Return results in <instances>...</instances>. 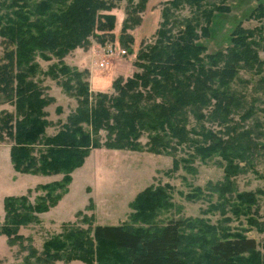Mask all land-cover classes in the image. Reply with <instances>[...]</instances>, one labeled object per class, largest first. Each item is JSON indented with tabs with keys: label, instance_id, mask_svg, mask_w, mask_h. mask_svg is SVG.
Returning a JSON list of instances; mask_svg holds the SVG:
<instances>
[{
	"label": "trees",
	"instance_id": "1",
	"mask_svg": "<svg viewBox=\"0 0 264 264\" xmlns=\"http://www.w3.org/2000/svg\"><path fill=\"white\" fill-rule=\"evenodd\" d=\"M126 1L127 17L121 33L140 24V17L134 14L144 11L147 0ZM113 7L108 0L0 2V104L13 107L12 111L0 110V142H11L10 160L16 172L63 176L59 181L38 185L35 189L43 194L33 203L25 195L3 199L0 234L9 246L19 243L30 255L35 249L23 244L18 229L37 222L38 214L57 204L68 191L72 171L94 148L103 145L137 150L143 147L140 139L146 135L145 147L153 153H175L186 146L192 151L190 157L214 154L229 164L239 157L238 152L249 147L264 153V144L259 142L262 132L255 133V129L240 124L252 118L254 110L246 107L245 93L234 87L239 72L245 71L259 76L255 90L264 91V60L259 56L264 51V3H258L249 15L258 26L250 29L239 23L225 50L208 53L197 41L208 36L215 12L229 10L225 0L166 1L154 41L140 47L136 54L133 65L138 70L126 79H115L111 94L91 93L87 72L63 63L42 72L37 57L60 60L78 46L88 47L90 37L100 46L111 42L105 36L113 35L115 15L109 12ZM186 8L191 10L190 15L180 16ZM95 29L110 34H94ZM118 41L126 50L134 40L128 35ZM39 74L52 80L63 77L61 89L77 101L74 111L52 135H46L52 125L46 109L54 98L46 94L37 79ZM56 112H61L59 107ZM38 145L42 148L36 156L34 148ZM177 163L173 162V168L177 169ZM140 194L129 204L136 212ZM180 226L181 221L173 220L146 229L125 224L96 225L80 227L73 233L72 228L63 243L54 244L56 251L47 250L43 258L35 259L40 264L70 260L93 264L91 233L96 242L110 246L106 250L109 257L103 256L98 264H184L183 257L187 263L189 256L186 250L181 251ZM75 245L79 254L72 256L70 250ZM61 249L66 251L64 255ZM255 249L253 238L216 239L209 243L207 263L233 264ZM29 262L24 259L25 264Z\"/></svg>",
	"mask_w": 264,
	"mask_h": 264
},
{
	"label": "rangeland",
	"instance_id": "2",
	"mask_svg": "<svg viewBox=\"0 0 264 264\" xmlns=\"http://www.w3.org/2000/svg\"><path fill=\"white\" fill-rule=\"evenodd\" d=\"M108 1L114 3L109 12L115 15V25L111 31L113 35H107L105 38L111 40L115 47L125 49L118 38L123 36L126 39V36H131L134 41L126 48V54L106 58L107 65L99 67L87 57V54H91V48L98 44L94 37H90L87 38L90 40L88 47L78 46L60 60L55 57H50V60L37 57L36 62L42 72H47L52 65L58 66V63H63L69 68L87 72L86 80L91 93L111 94L114 93L111 85L115 79L119 77L126 79L138 70L133 65L136 54L140 47L154 41L162 6L168 0H147L144 11L135 12L134 15L141 19L139 25L143 21L146 22L142 35L136 33L139 25L121 33L122 22L127 17L128 3L126 0ZM260 2L264 3V0H225L229 10L214 13L209 24L208 36L200 37L197 43L204 46L208 53L225 50L230 45L231 33L239 23L250 29L259 25L257 21L249 19V15ZM190 11L186 8L180 11L179 15L189 16ZM108 32L94 30V34H110ZM259 56L264 60V51H260ZM93 72L95 78L91 80ZM258 78L259 76L253 73L240 71L234 87L245 93L246 107L252 106L254 110L253 117L240 122L241 126L255 129V133L262 132L259 142L264 144V91L255 90ZM37 79L42 81L43 87L47 90L46 94L54 98V102L46 109L48 120L52 122L46 130V135H52L74 111L77 101L61 89L60 81L64 80L63 77L52 80L49 76L39 74ZM57 107L61 112H56ZM2 109L12 111L13 107L0 104V110ZM235 119L238 120L237 117ZM207 127L214 128V125L207 124ZM99 134L101 141H104V131L101 130ZM140 142L143 147L137 150L112 149L103 145L90 150L83 164L72 171L68 191L61 196L58 205L56 204L57 206L55 205L56 207L54 206L55 208L44 216L40 215L44 212L38 214L37 222L18 229V234L24 238L23 244L31 245L35 253L30 255L28 250L21 249L19 243L9 248L6 237L0 234V262L25 264L24 259L28 258L29 264H40L35 258H43L47 250L56 251L57 247L54 244L63 243L66 234L72 228L75 229L73 233L80 227L87 229L96 225L125 224L132 229H146L162 227L168 221L179 220L181 251L186 250L189 256L187 263L184 254L182 256L186 264H208L210 242L241 236L253 238L256 249L253 253H246L237 258L233 264H264L262 150L249 147L248 150L238 152L239 157H234L229 164L214 154L207 157H190L192 151L186 146L179 147L175 153L149 152L145 147L146 135L142 136ZM0 145L1 225L4 218L3 199L6 196H21L28 192L27 199L33 203L43 191L39 189L27 191L28 188L59 181L63 176L16 172L10 160L11 142L6 140L0 142ZM41 148L40 145L35 146L36 156ZM173 162H178L177 169L173 168L175 166ZM139 193L141 199L137 203L139 210L136 212L129 204ZM89 238L93 242L91 257L93 264H98L103 256L105 259L109 257L106 250L110 246L96 242L91 233ZM59 252L63 255L66 253L63 249ZM78 252L76 245L70 250L72 256L78 255ZM52 264L86 263L70 260L55 261Z\"/></svg>",
	"mask_w": 264,
	"mask_h": 264
},
{
	"label": "built area",
	"instance_id": "3",
	"mask_svg": "<svg viewBox=\"0 0 264 264\" xmlns=\"http://www.w3.org/2000/svg\"><path fill=\"white\" fill-rule=\"evenodd\" d=\"M93 54L96 57L95 61L99 67L107 65L106 58H112L114 56H121L126 54L125 49L117 48L114 44L110 43L107 46H98L93 50Z\"/></svg>",
	"mask_w": 264,
	"mask_h": 264
},
{
	"label": "crops",
	"instance_id": "4",
	"mask_svg": "<svg viewBox=\"0 0 264 264\" xmlns=\"http://www.w3.org/2000/svg\"><path fill=\"white\" fill-rule=\"evenodd\" d=\"M145 23H146V22L143 21L142 24L139 25L138 29L136 30V33H137L138 35H142V34H144V32H145ZM156 27H157V26H156ZM143 29H144V30H143ZM155 29H156V28H155ZM98 46H99V45L96 44V46H94V47L91 48V54H90V55L87 54V57L90 59V62H92V63L94 62V64H96V61H95L96 57H95L94 54H93V50H94L96 47H98ZM85 53H86V52H85ZM94 74H95V73L93 72L92 75H91V80H93V79L95 78ZM91 80H90V81H91ZM1 145H2V144H1ZM1 145H0V146H1ZM38 185H39V184H37V185L34 186V187L28 188L27 191H28V190H29V191H30V190H34ZM25 196L28 197V192H27V194H26ZM57 205H58V204H57ZM57 205H56V206H57ZM56 206H55V207H56ZM55 207L53 206V207L49 208L48 211L50 212V211H51L53 208H55ZM48 211H46V212H44L43 214H40V215H43V216H44V215H46V213H48ZM73 219H74V218H73ZM22 227H23V226H22ZM6 244H7V242H6ZM7 246L10 248V246H9L8 244H7ZM9 248H8V249H9ZM0 264H2V263L0 262Z\"/></svg>",
	"mask_w": 264,
	"mask_h": 264
}]
</instances>
